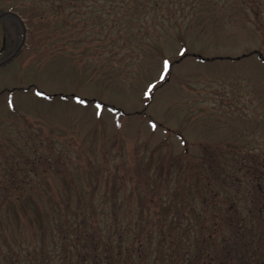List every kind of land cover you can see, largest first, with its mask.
<instances>
[{
    "label": "rangeland",
    "instance_id": "obj_1",
    "mask_svg": "<svg viewBox=\"0 0 264 264\" xmlns=\"http://www.w3.org/2000/svg\"><path fill=\"white\" fill-rule=\"evenodd\" d=\"M9 5L23 7L40 48L19 73L0 76V264H79L49 253L52 201H101L120 222L139 218L146 234L155 219L141 207L164 202L166 217L208 193L195 167L211 176L240 157L264 167V0ZM162 59L174 61L165 80ZM211 177L242 203L255 199ZM43 243L49 250L38 256ZM149 254L148 264H160Z\"/></svg>",
    "mask_w": 264,
    "mask_h": 264
},
{
    "label": "trees",
    "instance_id": "obj_2",
    "mask_svg": "<svg viewBox=\"0 0 264 264\" xmlns=\"http://www.w3.org/2000/svg\"><path fill=\"white\" fill-rule=\"evenodd\" d=\"M240 158L239 166V161L235 162L233 168L218 170L217 174L211 172V176L226 178L228 184L242 187L245 194H253L254 200L242 203L239 197L236 199L228 192L229 189L216 186L206 168L195 167L192 172L205 183L203 187L208 193L195 192L198 195L194 199L196 203L183 205L178 213H168L166 217L159 214V208L164 212L167 206L164 202L150 203L148 209L141 207V213L155 219L156 226L149 227L146 234L139 218L120 222L116 214H110L114 213V208L101 201L81 200L79 204L64 205L52 201L53 216L46 227L54 233L55 242L49 253L54 252L56 257L70 256L72 260L75 257L79 264H148L149 253H155L160 264H264V167L247 166L248 160ZM214 169L217 167L212 166L211 170ZM131 191L121 192L135 194V188ZM47 193L57 199L53 192ZM89 193L95 195L97 191L91 192L88 188L85 194ZM233 193L238 196L240 191L236 189ZM201 195L204 197L200 198ZM164 197L166 195H160L159 200ZM195 211L198 214L194 215ZM154 236L153 243L150 238ZM35 249L39 256L49 247L43 243ZM45 263L49 264L46 258H41L40 263L29 264ZM60 263L67 264L65 259L59 260Z\"/></svg>",
    "mask_w": 264,
    "mask_h": 264
},
{
    "label": "flooded vegetation",
    "instance_id": "obj_3",
    "mask_svg": "<svg viewBox=\"0 0 264 264\" xmlns=\"http://www.w3.org/2000/svg\"><path fill=\"white\" fill-rule=\"evenodd\" d=\"M36 26H31L23 7H10L9 0H0V76L9 71L20 72L26 53L39 51L40 43L31 39Z\"/></svg>",
    "mask_w": 264,
    "mask_h": 264
},
{
    "label": "snow or ice",
    "instance_id": "obj_4",
    "mask_svg": "<svg viewBox=\"0 0 264 264\" xmlns=\"http://www.w3.org/2000/svg\"><path fill=\"white\" fill-rule=\"evenodd\" d=\"M187 53V49L185 48H179L178 49V58H182L186 55ZM174 61L170 60V59H162L161 60V66H160V70H159V79L160 80H165L169 77L170 73H171V69L173 67ZM155 84H150L148 85L149 88V92L147 94H151V89L155 88ZM43 94V93H41ZM79 99V97L77 98ZM82 103H85L86 101H81ZM155 127V124L153 125Z\"/></svg>",
    "mask_w": 264,
    "mask_h": 264
}]
</instances>
